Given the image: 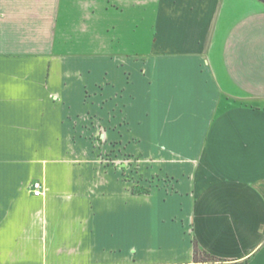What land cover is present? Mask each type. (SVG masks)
<instances>
[{"label":"crops","instance_id":"1","mask_svg":"<svg viewBox=\"0 0 264 264\" xmlns=\"http://www.w3.org/2000/svg\"><path fill=\"white\" fill-rule=\"evenodd\" d=\"M181 1L0 0V264H264V14Z\"/></svg>","mask_w":264,"mask_h":264},{"label":"rangeland","instance_id":"2","mask_svg":"<svg viewBox=\"0 0 264 264\" xmlns=\"http://www.w3.org/2000/svg\"><path fill=\"white\" fill-rule=\"evenodd\" d=\"M176 1L180 2L181 0H176ZM186 1L187 0H183V3H185ZM187 2H188L189 12H195V11L200 12L199 10H201V12L205 14L206 13L209 14L212 12L213 14H215V19H214V24H213L214 30L219 23H222V25L224 24V22L220 21L219 19L223 17L222 16L223 14H228L229 12L232 13L233 15H236L238 20L243 19L246 13L252 14L253 18L258 16L256 13H258L259 16L264 14V1L263 0H188ZM141 9H142L141 10L142 17L145 15H148V16L150 15V17L153 18L155 16V14L150 11V9L149 11L147 9L145 10L144 7H142ZM223 19H226V18L223 17ZM226 24L228 28L229 27L228 18L226 20ZM211 34H212V28H211ZM107 155L108 157H112L113 151L108 152ZM125 155L126 157H124V160L120 159L119 162L117 163V166L123 169V173L126 179L128 180L134 179L135 181L136 174H135V170L133 169L134 167L131 168V167H126V165H124L126 161L132 162V160L129 159L127 154ZM166 185H172L170 178L168 179ZM132 187L134 190L148 189V187H144V186L141 187L135 183L133 184ZM197 251H198L199 258L207 259V257L199 251V249H197Z\"/></svg>","mask_w":264,"mask_h":264},{"label":"built area","instance_id":"3","mask_svg":"<svg viewBox=\"0 0 264 264\" xmlns=\"http://www.w3.org/2000/svg\"><path fill=\"white\" fill-rule=\"evenodd\" d=\"M42 186H41V184H39V183H35L34 184V194L35 195H40L41 193H42Z\"/></svg>","mask_w":264,"mask_h":264},{"label":"trees","instance_id":"4","mask_svg":"<svg viewBox=\"0 0 264 264\" xmlns=\"http://www.w3.org/2000/svg\"><path fill=\"white\" fill-rule=\"evenodd\" d=\"M264 1V0H263ZM195 259H196V261H199V260H197V259H199L198 258V255H197V247H196V250H195Z\"/></svg>","mask_w":264,"mask_h":264}]
</instances>
